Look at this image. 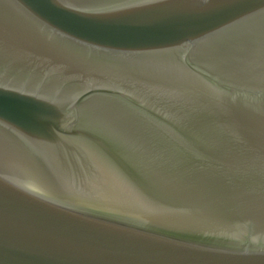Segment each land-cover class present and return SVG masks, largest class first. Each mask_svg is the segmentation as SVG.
Here are the masks:
<instances>
[{
	"label": "water",
	"instance_id": "water-1",
	"mask_svg": "<svg viewBox=\"0 0 264 264\" xmlns=\"http://www.w3.org/2000/svg\"><path fill=\"white\" fill-rule=\"evenodd\" d=\"M0 264H264V0H0Z\"/></svg>",
	"mask_w": 264,
	"mask_h": 264
}]
</instances>
